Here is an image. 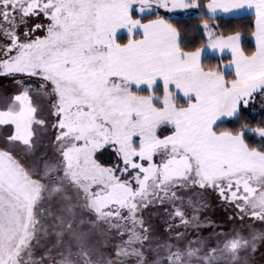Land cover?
Returning <instances> with one entry per match:
<instances>
[{"label":"snow or ice","instance_id":"6c2138e0","mask_svg":"<svg viewBox=\"0 0 264 264\" xmlns=\"http://www.w3.org/2000/svg\"><path fill=\"white\" fill-rule=\"evenodd\" d=\"M0 264H264V0H0Z\"/></svg>","mask_w":264,"mask_h":264}]
</instances>
